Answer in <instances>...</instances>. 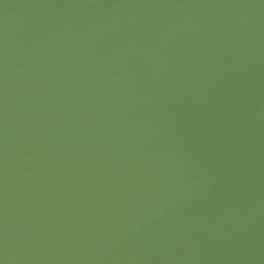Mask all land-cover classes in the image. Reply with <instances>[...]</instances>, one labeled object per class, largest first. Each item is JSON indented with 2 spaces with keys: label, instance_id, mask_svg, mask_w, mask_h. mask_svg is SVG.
Returning <instances> with one entry per match:
<instances>
[{
  "label": "water",
  "instance_id": "95a60500",
  "mask_svg": "<svg viewBox=\"0 0 264 264\" xmlns=\"http://www.w3.org/2000/svg\"><path fill=\"white\" fill-rule=\"evenodd\" d=\"M0 264H264V0H0Z\"/></svg>",
  "mask_w": 264,
  "mask_h": 264
}]
</instances>
